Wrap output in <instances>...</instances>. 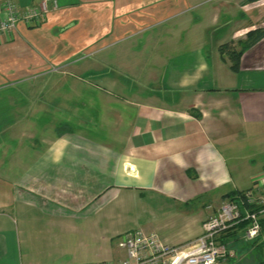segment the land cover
Listing matches in <instances>:
<instances>
[{
	"label": "crops",
	"instance_id": "obj_1",
	"mask_svg": "<svg viewBox=\"0 0 264 264\" xmlns=\"http://www.w3.org/2000/svg\"><path fill=\"white\" fill-rule=\"evenodd\" d=\"M255 28L264 0H47L19 21L0 41V264L118 259L137 228L197 237L264 170V37L237 69L221 48ZM241 232L215 264H264V228Z\"/></svg>",
	"mask_w": 264,
	"mask_h": 264
},
{
	"label": "built area",
	"instance_id": "obj_2",
	"mask_svg": "<svg viewBox=\"0 0 264 264\" xmlns=\"http://www.w3.org/2000/svg\"><path fill=\"white\" fill-rule=\"evenodd\" d=\"M0 41L13 38L19 21L35 24L42 21L47 11V0L37 6L20 8L14 0H0ZM264 219V170L251 187L239 191L232 199L223 200L202 222V232L185 244L165 242L155 231L133 229L118 236V246L124 252L118 259L90 264H215L220 257L230 254L222 233L246 220L241 237L258 236Z\"/></svg>",
	"mask_w": 264,
	"mask_h": 264
},
{
	"label": "trees",
	"instance_id": "obj_3",
	"mask_svg": "<svg viewBox=\"0 0 264 264\" xmlns=\"http://www.w3.org/2000/svg\"><path fill=\"white\" fill-rule=\"evenodd\" d=\"M248 1H256V0H248ZM263 37H264V29L255 28V29L249 30L247 32L246 39L241 44V49L240 50H236L235 48H232L231 44H229V43L222 44L221 45V48L223 50H225V51L228 52V55H229V57H230V59L232 61L231 67L233 69H237L238 66H239V60H240V55H241L242 51L244 49L248 48L249 46H252L256 42H258L260 39H262ZM238 192H235V193H233L231 195L228 194L226 196V198L232 199V198H234L235 194H237ZM260 222H261V225H262V228L261 229H263L264 228V219H261ZM245 225H247V221L246 220H243V221L237 223L236 225L232 226L228 230H226L225 233H222V235H221L222 236V238H221L222 242H224V243L227 242V239L224 238V237H227V236H230V235H233V236L236 235V236H238L236 234V231L242 229Z\"/></svg>",
	"mask_w": 264,
	"mask_h": 264
},
{
	"label": "rangeland",
	"instance_id": "obj_4",
	"mask_svg": "<svg viewBox=\"0 0 264 264\" xmlns=\"http://www.w3.org/2000/svg\"><path fill=\"white\" fill-rule=\"evenodd\" d=\"M80 57L79 59H83L85 58L86 60L89 58V54H86V53H82V54H78L75 58H78ZM56 67V66H55ZM59 68L63 67L62 65L58 66ZM57 69V68H56ZM43 83V82H42ZM44 84V83H43ZM37 92H38V89H37Z\"/></svg>",
	"mask_w": 264,
	"mask_h": 264
}]
</instances>
